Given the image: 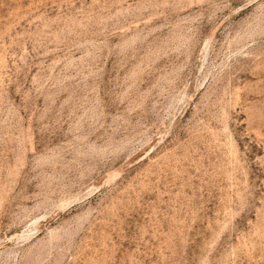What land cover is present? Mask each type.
Instances as JSON below:
<instances>
[{"label": "rangeland", "instance_id": "1", "mask_svg": "<svg viewBox=\"0 0 264 264\" xmlns=\"http://www.w3.org/2000/svg\"><path fill=\"white\" fill-rule=\"evenodd\" d=\"M0 264H264V0H0Z\"/></svg>", "mask_w": 264, "mask_h": 264}, {"label": "bare ground", "instance_id": "2", "mask_svg": "<svg viewBox=\"0 0 264 264\" xmlns=\"http://www.w3.org/2000/svg\"><path fill=\"white\" fill-rule=\"evenodd\" d=\"M105 182H106V180H105ZM102 185V184H101ZM67 203V202H66Z\"/></svg>", "mask_w": 264, "mask_h": 264}]
</instances>
